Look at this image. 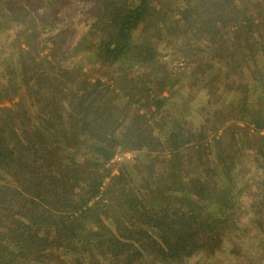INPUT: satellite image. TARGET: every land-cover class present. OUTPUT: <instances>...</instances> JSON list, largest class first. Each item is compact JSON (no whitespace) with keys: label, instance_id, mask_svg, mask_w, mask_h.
Here are the masks:
<instances>
[{"label":"trees","instance_id":"1","mask_svg":"<svg viewBox=\"0 0 264 264\" xmlns=\"http://www.w3.org/2000/svg\"><path fill=\"white\" fill-rule=\"evenodd\" d=\"M43 2H0V264L217 254L246 159L264 174V0H97L67 50ZM181 22L204 44L174 68ZM202 87L193 127L174 104Z\"/></svg>","mask_w":264,"mask_h":264},{"label":"rangeland","instance_id":"2","mask_svg":"<svg viewBox=\"0 0 264 264\" xmlns=\"http://www.w3.org/2000/svg\"><path fill=\"white\" fill-rule=\"evenodd\" d=\"M4 2H14L15 0H0ZM31 4L42 6L43 0H23ZM62 1L60 6L51 9L52 20L56 24V30H62V42L59 44V50H67L81 43L86 35L91 23V9L97 0H54L55 3ZM183 37H176L170 44L162 43L160 49L163 57L179 68L177 63V48L188 38L190 44L195 47L203 45L202 40L198 41L186 27V24L180 23ZM182 34V33H181ZM4 38V36L0 35ZM80 56V55H79ZM68 66H72L73 60L67 61ZM205 89L190 92L183 88L181 95L174 104V109H178L182 119L186 120L191 126L196 127L202 123L201 106L205 103ZM135 153V152H134ZM141 154L140 150H136ZM133 154V153H132ZM245 167L248 169L244 177V192L240 198L241 206L237 214L236 230L226 237L223 248L213 256L199 255L190 258L185 264H264V174L257 163L250 158L245 161Z\"/></svg>","mask_w":264,"mask_h":264},{"label":"built area","instance_id":"3","mask_svg":"<svg viewBox=\"0 0 264 264\" xmlns=\"http://www.w3.org/2000/svg\"><path fill=\"white\" fill-rule=\"evenodd\" d=\"M132 156H133V154L132 153H130V152H126V153H124V154H117L116 156H115V158H114V162H121V161H123V160H125V159H130V158H132Z\"/></svg>","mask_w":264,"mask_h":264}]
</instances>
